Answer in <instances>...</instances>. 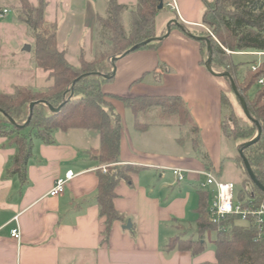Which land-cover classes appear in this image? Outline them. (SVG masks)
<instances>
[{
    "label": "crops",
    "instance_id": "0c3cea01",
    "mask_svg": "<svg viewBox=\"0 0 264 264\" xmlns=\"http://www.w3.org/2000/svg\"><path fill=\"white\" fill-rule=\"evenodd\" d=\"M46 1V20L58 25V44L68 56L69 35L63 32L65 18L58 20L57 4L66 3L65 13L77 11L78 4L75 0ZM20 2L0 0V8L11 14L18 11ZM85 3L93 9L88 0ZM99 16L103 17L97 13V20ZM178 19L186 32L173 27L169 34L165 30L161 35L168 34L158 50H137L118 56L115 79L103 88L123 119L120 165L138 168L129 172V180H121L115 188L114 207L125 221L114 222L108 230L106 218L101 217L96 203L98 172H104L102 167L108 166L91 156L101 148L98 132L57 130L52 134V144L34 140L24 186L18 176H8L17 148L0 139V264L216 263V241L209 247L206 237V250L199 255L166 251L173 236L196 233L200 192L209 193L213 199L215 190L201 189L200 184L207 180L205 173L228 182L222 178L226 163L235 162L222 132L225 120L222 94L230 95L231 87L224 77L212 74L202 64V47L190 36L192 31L200 30L202 19L183 15ZM171 23L175 25L174 21ZM94 49L93 42L90 49L82 48L79 39L71 50L73 59L79 60L84 54L87 60H95ZM88 52L91 58H87ZM113 96L181 97L198 126L201 152L208 154L212 165L207 167L202 153L194 148L190 128L158 125L140 132L135 128L134 113ZM171 131L175 147L167 149L163 136ZM172 169L183 170L185 180L177 181ZM68 171L77 176L67 183L63 194L50 196L56 182ZM129 221L132 226L128 229ZM16 228L20 230V240L11 235Z\"/></svg>",
    "mask_w": 264,
    "mask_h": 264
},
{
    "label": "trees",
    "instance_id": "16d2710c",
    "mask_svg": "<svg viewBox=\"0 0 264 264\" xmlns=\"http://www.w3.org/2000/svg\"><path fill=\"white\" fill-rule=\"evenodd\" d=\"M109 1L107 18L98 17V22L109 31V37L106 36L110 42L109 49L100 52L92 61L87 60L82 54L78 64H73L68 60L66 51L59 47L58 25L48 23L46 20L47 1L38 0L33 4L29 0H21L18 9L19 21L28 27L35 42L36 64L49 74L52 84L46 89L21 87L12 94L0 93V139H6L9 145L15 146L18 150L12 159L8 176H18L23 186L27 183V170L32 158L34 139L52 144L54 142L52 134L57 130L83 129L99 133L101 148L91 156L102 165H112L107 172H98L99 187L96 195V203L100 207L101 217L106 218L108 230L114 222L125 221V217L114 207L115 188L121 180H129V172L137 171L138 168L120 165L123 119L108 101L110 95L105 93L103 88L115 79L106 77L113 71L112 58L151 39L154 40L138 50L156 51L161 47L163 41L156 39L157 16L164 0H138L129 34L120 20L125 6L117 4L115 0ZM201 2L205 8L202 25L209 28L218 41L203 30H194L192 33L211 40L212 67L232 75L252 116V120L248 119L244 111V115H240L230 95L223 93L222 104L228 111V121L224 120L222 124L224 138L236 145L239 144L240 148L241 144L257 135V122L260 124L262 127L260 140L247 148L244 154L256 178L264 185V86L258 84L264 77V64L256 71L249 68L242 77L241 64L233 60L234 53H264V0H201ZM173 27L187 31L177 24L171 26ZM199 43L202 47V64L206 65V54L207 58L209 56L208 45L205 41ZM224 78L233 91L229 78ZM256 85L257 90L251 97L249 92ZM112 98L121 100L134 113L135 128L140 132L158 125L190 128L195 138L194 148L202 153L198 126L181 97ZM236 98L241 105L240 99ZM36 101L44 103L34 106L31 122L23 128L30 117L31 104ZM49 106L60 108V111L53 112ZM202 156L207 167H210L212 164L208 154L204 152ZM234 161L247 177L238 190L237 200L242 202L244 207H259L264 203V193L250 179L239 153ZM209 206L210 194L200 192V204L196 210L198 215L196 233L173 236L166 245V251H189L194 256L199 255L206 250V233L214 231L217 233L216 263L205 264H264V225L255 223L253 217L244 222L238 215L213 224L209 221Z\"/></svg>",
    "mask_w": 264,
    "mask_h": 264
},
{
    "label": "rangeland",
    "instance_id": "374dc122",
    "mask_svg": "<svg viewBox=\"0 0 264 264\" xmlns=\"http://www.w3.org/2000/svg\"><path fill=\"white\" fill-rule=\"evenodd\" d=\"M77 2V11L74 13L64 12L66 3L61 4L58 2L60 17L58 20L65 18V24L63 32L65 35H69L68 45H70L68 60L73 64H78V60H74L72 56V49L81 40V47L90 49V45L93 42L95 45L94 53L97 55L100 52L107 51L109 49L110 42L108 41L109 31L106 30L97 20V13L101 14L103 18H107L108 13L106 7L110 6L108 0H88L89 4L93 5V9L85 3L86 0H75ZM118 2L126 1L125 8L121 14V24L123 25L127 34L132 30V23L134 19L133 13L136 12L138 6V0H117ZM178 2V5H177ZM164 0V9L160 10L157 16V34L158 38L168 30L171 21H177L181 16L187 18L201 20L205 12V8L201 0ZM136 5H135V4ZM173 7H178V10H174ZM18 8H20L18 6ZM109 9V7H108ZM67 10V9H65ZM19 11H14L11 14L0 18V93L12 94L17 88L27 87L31 89H46L52 84V80L49 74L40 69L34 58L35 42L31 37L28 27L19 21ZM63 25V23H62ZM201 31H205L203 28H199ZM73 41V39H76ZM97 39V40H96ZM96 42V43H95ZM30 46V51L25 49ZM62 50V49H61ZM67 54V53H66ZM93 55V54H92ZM87 58H91L88 52ZM206 54V60H207ZM233 60L240 66V75H245L249 68H252L255 64L263 65L264 56H233ZM216 71L222 72L221 69L213 67ZM241 77V76H240ZM237 86V85H236ZM257 85L254 86L249 95L252 97L256 90ZM230 97L234 104L236 111L240 115H244L241 105L239 104L235 94L230 88ZM228 111L225 110V120L228 121ZM26 134L28 131L25 132ZM170 133V134H169ZM166 133L164 137V143L167 149L174 148L176 140L170 136L173 131ZM36 140V139H34ZM225 144L230 148L233 153V159L238 155L239 144H234L231 140L225 138ZM112 166L108 165L107 169ZM225 181L232 182L236 185V196L238 190L241 188L242 182L247 178L243 170L238 167L234 162L226 163L225 173L222 177ZM212 198H210V205ZM217 239V233L214 231H208L206 233V240L208 246H214Z\"/></svg>",
    "mask_w": 264,
    "mask_h": 264
},
{
    "label": "built area",
    "instance_id": "2783aa9c",
    "mask_svg": "<svg viewBox=\"0 0 264 264\" xmlns=\"http://www.w3.org/2000/svg\"><path fill=\"white\" fill-rule=\"evenodd\" d=\"M174 10H178V7H173ZM9 13L7 9L2 10L0 18L6 16ZM205 29L206 32L210 34L216 41L217 38L213 32L204 25L200 26ZM251 55L264 56V53H245ZM261 67L259 64H255L252 69L253 71L258 70ZM258 84L264 86V77H262ZM107 167H102L104 172H107ZM172 172L177 179V181L182 182L186 178V174L181 169H172ZM207 180L204 183L200 184L201 189H207L209 187H214V195L212 203L209 207V221L213 224L220 223L228 217L238 215L241 217V220L246 222L250 217L255 218V223L259 225H264V203L259 207H244L243 203L237 200L236 196V185L232 182H223L218 180L212 173H205ZM77 174L74 171H68L64 178L59 179L54 188L50 192V196L56 197L65 192V188L68 182L73 180ZM11 235L13 238L20 240L21 233L18 228L12 230Z\"/></svg>",
    "mask_w": 264,
    "mask_h": 264
},
{
    "label": "water",
    "instance_id": "95a60500",
    "mask_svg": "<svg viewBox=\"0 0 264 264\" xmlns=\"http://www.w3.org/2000/svg\"><path fill=\"white\" fill-rule=\"evenodd\" d=\"M163 8H164V4L161 3V5H160V7H159V10H162ZM174 22H175V24H177V25L180 26V24L178 23V21H174ZM171 25H172V23L169 24L168 34H169L170 31H171ZM168 34H167L166 36H168ZM166 36H165V37L156 38V39L162 41V40H164V39L166 38ZM190 36H191L193 39H196V40H198V41H205V42L207 43V45H208V50H209V56H208V59H207V62H206V67H207V69H208L212 74H214V75H216V76L227 77V78H229V80H230V82H231L232 89H233V91H234L236 97H238V98L240 99V103H241V106H242V108H243V111H244L246 117H247L248 119L252 120V116H251V114H250V112H249V110H248V106H247L246 100H245L244 97L240 94V92H239V90H238V87L236 86V83H235V81H234L232 75H231L229 72L216 73V72L214 71V68L212 67L213 49H212L211 40H210L208 37H200V36H196V35H193V34H190ZM152 40H154V39H151V40H149V41H146V42H143V43H141V44H139V45L134 46L133 48H131L129 51H127L126 53L122 54L121 56H124V55H126V54L131 53V52H135V51H137L139 48H141V47L144 46L145 44L151 42ZM25 50H26V51H30V46H28ZM117 59H118V56H117V57H114V58L111 59V61H112V65H113V71H112L111 75L106 76L107 78L115 77V75H116V65H115V64H116ZM80 78H81V77H80ZM80 78H79V79H80ZM79 79H78V80H79ZM41 102H43V101H36V102H33V103L31 104V107H30V111H31V113H30V117H29L28 121L22 126L23 128L27 127V126L30 124L31 119H32V115H33V109H34V106H35L36 104H38V103H41ZM43 103H44V102H43ZM45 104H46V103H45ZM49 108H50L53 112H59V111H60V108H59V109H55V108L52 107V106H49ZM13 124L16 125L14 121H13ZM257 125H258V133H257V135H256L252 140H250V141H248V142H245V143L241 144L238 153H239L240 157L242 158V160H243V162H244L245 168H246V170H247V173H248L250 179H251L252 182L257 186V188H258L261 192L264 193V185H262V183H261L260 181H258V179L256 178V176H255V174H254V172H253V170H252V168H251V165H250L248 159L246 158V156H245V154H244V151H245L247 148H249V147H251L252 145L256 144V143L260 140V138H261L262 127L260 126V124H259L258 122H257ZM131 226H132L131 221H129L128 224H127V226H126V228L129 229V228H131Z\"/></svg>",
    "mask_w": 264,
    "mask_h": 264
}]
</instances>
